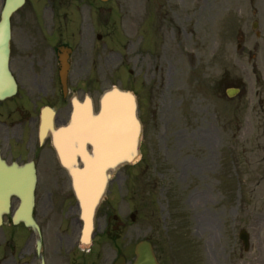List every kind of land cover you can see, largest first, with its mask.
Returning a JSON list of instances; mask_svg holds the SVG:
<instances>
[{
    "label": "rangeland",
    "instance_id": "obj_1",
    "mask_svg": "<svg viewBox=\"0 0 264 264\" xmlns=\"http://www.w3.org/2000/svg\"><path fill=\"white\" fill-rule=\"evenodd\" d=\"M115 1L100 15V93H137L148 168L138 160L116 173L98 211V249L115 254L105 234L117 215L129 223L118 242L131 260L149 238L165 264H264V109L253 73L255 60L264 70V42L250 23L264 20V0ZM242 31L249 40L237 53ZM235 81L241 90L230 96ZM48 201L38 194L42 223ZM15 236L2 264H29L34 236L24 226Z\"/></svg>",
    "mask_w": 264,
    "mask_h": 264
},
{
    "label": "flooded vegetation",
    "instance_id": "obj_2",
    "mask_svg": "<svg viewBox=\"0 0 264 264\" xmlns=\"http://www.w3.org/2000/svg\"><path fill=\"white\" fill-rule=\"evenodd\" d=\"M6 1L0 0V20ZM17 1L12 3L7 67L0 58V191H10L15 178L36 172V192L49 198L43 208L45 223L41 222L46 264H114L115 258L106 251L96 253V234L85 252L81 248L79 204L52 141L53 127L68 122L75 100L89 95L94 108L98 107L100 15L113 10L107 4L113 0H24L15 10ZM142 59V51L132 57ZM233 84L239 86L237 81ZM263 93L258 92L260 97ZM146 150L144 145L143 154ZM14 208L12 196L0 239L15 238ZM116 222L118 232H124L126 221ZM36 259L34 254L30 264H36Z\"/></svg>",
    "mask_w": 264,
    "mask_h": 264
},
{
    "label": "water",
    "instance_id": "obj_3",
    "mask_svg": "<svg viewBox=\"0 0 264 264\" xmlns=\"http://www.w3.org/2000/svg\"><path fill=\"white\" fill-rule=\"evenodd\" d=\"M10 10L0 23V45L10 44ZM79 111L74 114V122L66 130H56L54 141L63 163L69 168L77 196L82 206L87 234L93 228L95 209L99 204L110 177L109 170L122 163L133 161L138 154L141 124L137 116L135 96L128 91L113 88L102 97L100 110L90 113L93 132L90 136H75ZM115 117V122L113 118ZM91 145V150L87 145ZM76 157L83 161V167H76ZM98 177V178H97ZM35 177L22 179L15 188L20 205L15 212V222L39 230L33 217ZM8 194L4 195V206L8 205ZM241 237L248 247V234L243 230ZM38 239V247H40ZM138 258L135 264H158L151 243L142 241L137 245ZM119 264H123V258Z\"/></svg>",
    "mask_w": 264,
    "mask_h": 264
},
{
    "label": "bare ground",
    "instance_id": "obj_4",
    "mask_svg": "<svg viewBox=\"0 0 264 264\" xmlns=\"http://www.w3.org/2000/svg\"><path fill=\"white\" fill-rule=\"evenodd\" d=\"M115 122V117L112 119ZM93 132V124L88 116L87 109L83 108L78 116V124L75 132L79 138L90 136ZM98 178V177H97Z\"/></svg>",
    "mask_w": 264,
    "mask_h": 264
}]
</instances>
